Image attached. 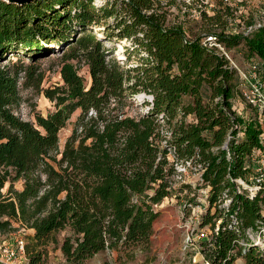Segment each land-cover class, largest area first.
Returning a JSON list of instances; mask_svg holds the SVG:
<instances>
[{
	"label": "trees",
	"instance_id": "1",
	"mask_svg": "<svg viewBox=\"0 0 264 264\" xmlns=\"http://www.w3.org/2000/svg\"><path fill=\"white\" fill-rule=\"evenodd\" d=\"M100 1L0 0V62L23 55L34 63L65 48L61 86L41 89L32 64L11 59L0 67V233L26 230L28 264H45L50 245L69 264L106 249H148L156 207L190 187H174L175 164L191 161L201 164L207 190L199 219L210 231L200 242L205 263L264 264V246L251 235L264 231V171L251 161L255 151L264 154L263 125L253 106L245 104L247 119L232 110L234 98L244 99L239 76L202 45L215 36L227 50L243 47L264 81V20L227 32L222 17L232 14L218 0L212 16L201 13L206 33L190 36L168 24L177 0ZM107 43H124L126 60L138 63L121 67ZM19 85L41 92L55 110L23 120ZM139 92L150 96L148 109L129 116L127 98ZM77 110L60 150V131Z\"/></svg>",
	"mask_w": 264,
	"mask_h": 264
},
{
	"label": "rangeland",
	"instance_id": "2",
	"mask_svg": "<svg viewBox=\"0 0 264 264\" xmlns=\"http://www.w3.org/2000/svg\"><path fill=\"white\" fill-rule=\"evenodd\" d=\"M223 3L222 10L226 7L225 12L232 14L230 17H222L226 20L227 32H243L247 28L249 22L260 23L264 20V0H221ZM97 5L101 3L96 0ZM218 0H177L175 5L168 9L167 21L168 24H178L184 27L185 31L190 36H203L208 27L201 19V13L206 12V15L212 16L217 9ZM224 12V11H223ZM113 49L112 58L120 64L123 68H128L136 65L138 59L132 56L126 60V46L122 44L107 43ZM119 46L123 50L119 51ZM52 49L45 51L43 55L34 63L27 57L20 56V60L12 57L0 62L1 66L10 64V60L17 61L20 65L28 66L30 64L36 69L37 73L42 76L41 89L53 88L55 86L63 85L59 73L62 52L54 51ZM238 67L245 72H250L251 62L245 58L243 47L229 50ZM18 59V60H17ZM255 64V62L253 63ZM78 72L84 78L87 85L90 83V77L87 67L84 64L78 65ZM263 81V78H261ZM249 89L250 85H246ZM264 88V87H263ZM20 96L22 102L16 110L23 120L34 122L36 113L46 116L49 112L55 110L54 104L47 100L43 94L32 87H24L19 85ZM240 94L234 98L233 101L242 103L243 109L236 112L243 118L253 117L249 107L244 103V99L240 98ZM150 96L144 92H139L130 98H127L125 112L127 115L137 117L145 113L148 109L146 104L149 102ZM188 101V99H186ZM233 104V103H232ZM80 111L77 110L71 117L67 126L60 131V150L63 148L66 138L71 134V130L75 125L76 119ZM264 117V116H263ZM190 117L186 121H190ZM263 125L264 120L260 121ZM252 163L255 167H260L262 158L257 152L252 156ZM198 170L194 168L186 169L180 178H176L174 187L178 189L181 184H189L190 187L183 191L176 192L170 198H165L162 203L156 207L159 216L153 224L152 235L150 237V244L148 249H143L141 246H136L128 249H106L91 259L84 262V264H206L200 242L205 240L210 231L208 227L201 228L199 225L200 215L205 213L208 204L207 197L205 198V188L198 182ZM8 184L5 185L3 192L6 191ZM15 188L21 189V183L16 182ZM249 190V189H248ZM221 207H227V201ZM15 227H17L15 225ZM18 228L15 232L5 234L6 236L0 239V242L13 244L16 237L21 235ZM14 234V237H10ZM66 233L57 235L60 241ZM252 238L260 241L264 246V231L260 234H251ZM48 256L45 264H69L63 258L58 247L50 245L47 247ZM21 264H28L24 261ZM234 264H244L242 258H238Z\"/></svg>",
	"mask_w": 264,
	"mask_h": 264
},
{
	"label": "built area",
	"instance_id": "3",
	"mask_svg": "<svg viewBox=\"0 0 264 264\" xmlns=\"http://www.w3.org/2000/svg\"><path fill=\"white\" fill-rule=\"evenodd\" d=\"M257 26L259 24H256ZM250 29V28H249ZM203 47L214 51L218 54L221 58L227 61V67L230 70H234L237 72L239 79L241 81V88L242 94L244 97V103L246 105L253 106L259 112V120H264V81H261V76L257 74L255 71V64L252 65L250 72H245L244 70L240 69L238 65L235 63L234 58L229 50H227L215 36H207L202 41ZM247 84L250 85V88L246 86ZM232 110L235 112H240L243 109L241 103L238 101L232 102ZM262 140L264 139V133L261 136ZM264 147V142H263ZM260 155L262 158V163H264V154L262 151L257 150L255 151ZM169 159H172V154L169 153ZM194 168L198 170V182L201 181V174L203 172V168L201 164H192L191 161H185L183 163L175 164V169L177 172V177L180 178L181 175L185 172L186 169ZM257 171L261 172L264 171V164L257 169ZM259 181V180H257ZM239 183L243 184L240 180ZM205 198L207 197V190H205ZM21 235L16 237L13 244L3 243L0 242V264H21L23 261L27 263V258L25 255V241L23 235L26 233L24 228H20L19 230ZM6 236L5 234L0 233V239ZM10 237H14V234H10Z\"/></svg>",
	"mask_w": 264,
	"mask_h": 264
},
{
	"label": "water",
	"instance_id": "4",
	"mask_svg": "<svg viewBox=\"0 0 264 264\" xmlns=\"http://www.w3.org/2000/svg\"><path fill=\"white\" fill-rule=\"evenodd\" d=\"M7 3H14V4H17V5H23V4H27V3H30L34 0H3Z\"/></svg>",
	"mask_w": 264,
	"mask_h": 264
},
{
	"label": "bare ground",
	"instance_id": "5",
	"mask_svg": "<svg viewBox=\"0 0 264 264\" xmlns=\"http://www.w3.org/2000/svg\"><path fill=\"white\" fill-rule=\"evenodd\" d=\"M101 35L98 34L97 37H100ZM123 50V48L121 46H119V51Z\"/></svg>",
	"mask_w": 264,
	"mask_h": 264
},
{
	"label": "crops",
	"instance_id": "6",
	"mask_svg": "<svg viewBox=\"0 0 264 264\" xmlns=\"http://www.w3.org/2000/svg\"><path fill=\"white\" fill-rule=\"evenodd\" d=\"M28 234H32L33 232H32V230H28V232H27Z\"/></svg>",
	"mask_w": 264,
	"mask_h": 264
}]
</instances>
